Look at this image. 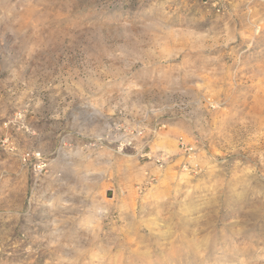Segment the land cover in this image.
Masks as SVG:
<instances>
[{"label":"rangeland","instance_id":"374dc122","mask_svg":"<svg viewBox=\"0 0 264 264\" xmlns=\"http://www.w3.org/2000/svg\"><path fill=\"white\" fill-rule=\"evenodd\" d=\"M118 259L264 264V0H0V264Z\"/></svg>","mask_w":264,"mask_h":264},{"label":"built area","instance_id":"2783aa9c","mask_svg":"<svg viewBox=\"0 0 264 264\" xmlns=\"http://www.w3.org/2000/svg\"><path fill=\"white\" fill-rule=\"evenodd\" d=\"M232 0H201V4L215 12L216 14L225 13ZM192 148H189L191 151ZM21 164L29 169L32 176L37 179L42 176L47 170V162L41 152L36 150H25L20 154Z\"/></svg>","mask_w":264,"mask_h":264},{"label":"bare ground","instance_id":"6f19581e","mask_svg":"<svg viewBox=\"0 0 264 264\" xmlns=\"http://www.w3.org/2000/svg\"><path fill=\"white\" fill-rule=\"evenodd\" d=\"M210 105V104H209ZM192 148H193V146H192ZM233 188V187H232ZM234 189V188H233ZM235 190V189H234ZM230 191H231V189H230ZM233 191V190H232ZM237 192V191H236ZM225 195V194H224ZM211 198V197H210ZM213 198V197H212ZM209 200V199H208ZM207 201V200H206ZM210 201V200H209ZM207 203V202H206ZM212 204V203H211ZM154 219V218H153ZM155 222V221H154ZM157 222V221H156ZM235 222V221H234ZM139 223V222H138ZM228 223V222H227ZM230 223V222H229ZM228 223V224H229ZM134 224V223H133ZM232 224V223H231ZM131 225V224H130ZM132 227H133V225H132ZM135 227V226H134ZM137 227V226H136ZM229 227V226H228ZM129 228H130V226H129ZM135 229V228H134ZM133 230V229H132ZM136 230H137V228H136ZM135 230V231H136ZM151 231H152V229H151ZM139 233V232H138ZM150 233V232H149ZM155 234V233H154ZM140 235H141V233H140ZM152 235V234H151ZM137 236V235H136ZM154 237V236H153ZM137 238V237H136ZM124 240H125V238H124ZM124 240H123V243H124ZM150 240V239H149ZM147 242H149V241H147ZM143 244V243H142ZM149 244V243H148ZM125 246V245H124ZM133 246V245H132ZM148 247V246H147ZM150 248V247H149ZM140 250V249H139ZM139 250L138 249H135L134 251H132L133 253H138L139 252ZM144 250V249H143ZM142 250V251H143ZM150 251V250H149ZM149 251L146 249V252L145 253H139L138 255H140V256H143V255H146L147 253H149ZM116 264H121V259H118L117 261H116Z\"/></svg>","mask_w":264,"mask_h":264}]
</instances>
